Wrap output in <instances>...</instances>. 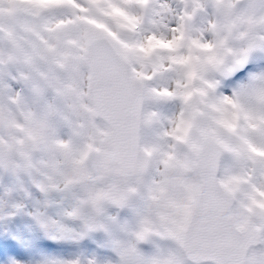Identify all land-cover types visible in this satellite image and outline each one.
I'll list each match as a JSON object with an SVG mask.
<instances>
[{"label":"snow or ice","instance_id":"snow-or-ice-1","mask_svg":"<svg viewBox=\"0 0 264 264\" xmlns=\"http://www.w3.org/2000/svg\"><path fill=\"white\" fill-rule=\"evenodd\" d=\"M0 264H264V0H0Z\"/></svg>","mask_w":264,"mask_h":264}]
</instances>
